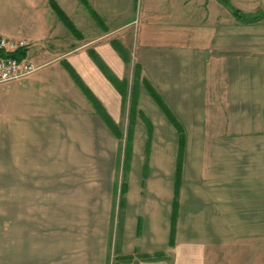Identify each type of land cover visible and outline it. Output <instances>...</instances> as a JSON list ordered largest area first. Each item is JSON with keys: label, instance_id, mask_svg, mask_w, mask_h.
Instances as JSON below:
<instances>
[{"label": "crops", "instance_id": "obj_1", "mask_svg": "<svg viewBox=\"0 0 264 264\" xmlns=\"http://www.w3.org/2000/svg\"><path fill=\"white\" fill-rule=\"evenodd\" d=\"M53 1L72 27L56 17ZM12 3L14 28H2L0 35L25 40L28 46L22 51L37 70L0 84V184L31 187L27 182L31 171H52L47 165H54L53 156L68 153L63 149L71 144L79 153L88 140H98L99 147L103 137L117 139L68 68L75 70L116 122L123 97L92 54L117 77L125 76L126 63L113 43L121 21V31L132 36V56L141 67V77L186 132L178 236L183 218H189L191 237L176 244L172 264H230L231 252L236 251L241 252V264H264V242L256 241L264 236V17L244 21L233 12L237 9L249 17L261 0ZM91 12L99 19L82 17ZM87 28H93L94 34L88 35ZM138 92V108L145 112L146 106L153 107L159 113L157 121L168 122L144 84ZM174 133V179L163 183L171 187L179 153L176 129ZM165 188L159 192L166 196L161 199L164 204L159 201L161 206L153 208L157 214L153 234H160L162 241L169 232L173 199ZM131 203L129 196L128 216ZM237 219L244 241L234 245L229 236L231 220ZM162 245L153 246L163 249ZM137 246L145 251L142 241ZM129 252L123 248V253Z\"/></svg>", "mask_w": 264, "mask_h": 264}, {"label": "rangeland", "instance_id": "obj_2", "mask_svg": "<svg viewBox=\"0 0 264 264\" xmlns=\"http://www.w3.org/2000/svg\"><path fill=\"white\" fill-rule=\"evenodd\" d=\"M12 1L0 0V29L14 28ZM53 2L56 17L64 22L68 16ZM5 13L10 18H2ZM91 13L82 17L99 19ZM250 16L264 17V0ZM118 24L116 43L130 60L124 61L125 76L117 77L123 84L124 95L119 93L124 103L115 125L122 138L103 137L99 147L98 140H88L90 144L80 147L79 153L71 144L70 149H63L68 153L53 156L54 165H47L52 171H31L32 178L27 181L33 184L31 187L0 184V264H141L163 259L172 264L176 244L190 241L189 218H183L178 236L180 204L175 190L180 192L183 171L178 179L176 174L175 186L163 184L174 179L171 161L176 128L168 117V122L157 121L159 113L153 107L146 106L145 112L138 108L137 96L143 81L141 76L138 80L134 77L137 64L132 56V36L121 31V21ZM87 32L92 35L94 29L87 28ZM134 104L137 106L133 110ZM83 150L86 154L81 153ZM184 151L179 144L178 167L182 168ZM162 185L173 198L169 232L163 241L160 234H153L157 229L154 205L161 206V199L166 197L160 196L159 192L167 191ZM129 196L134 200L131 216L127 214ZM173 217L176 231L171 242ZM239 230L241 220H231L230 243L244 241ZM261 237L256 241L264 242ZM141 241L145 251L137 246ZM161 243L165 244L163 249L153 246L161 247ZM123 248L130 252L123 253ZM230 264H241V252H231Z\"/></svg>", "mask_w": 264, "mask_h": 264}, {"label": "trees", "instance_id": "obj_3", "mask_svg": "<svg viewBox=\"0 0 264 264\" xmlns=\"http://www.w3.org/2000/svg\"><path fill=\"white\" fill-rule=\"evenodd\" d=\"M58 11V10H57ZM234 14L246 21V20H256L258 18V16L256 17H248L245 16L241 11L234 9ZM93 15H96L95 12H93ZM65 23L72 27V24L69 22V20L67 18H64ZM115 48L117 49V51L121 54L122 58L124 61L128 62L130 61L128 59V57H126V55L123 54L124 50L116 43L113 42ZM24 51H22V49L13 52V53H6L3 50L0 49V58L3 57H16V58H22L24 57ZM94 60L96 61V63L98 64V66L101 68V70L103 71V73L107 76V78L115 85V87L118 89V91L124 95V91L122 88V82L120 81L119 78H117V76L105 65V63L101 60V58L96 55V54H92ZM72 78L74 79V81L76 82V84L81 88V90L85 93V95L88 97V99L93 103V105L95 106V108L97 109V111L99 112V114L101 115V117L103 118V120L105 121V123L108 125V127L112 130V132L114 133V135L117 138H122L121 134L119 133L115 122L111 119V117L107 114V112L105 111L104 107L101 105V103L97 100V98L91 93V91L85 86V84L83 83L82 79L79 77V75L75 72V70L73 68H71L69 66L68 68ZM141 76V67L137 64L135 67V80H138ZM143 84L148 88V90L150 91V93L152 94L153 98L155 99V101L158 103V105L160 106V108L164 111V113L167 115L168 119L171 121V123L175 126V128L177 129V131L179 132V144H180V148L181 150H183L186 146V132H185V128L183 127V125L176 119V117L174 116V114L172 113V111L169 109V107L163 102L162 98L159 96V94L152 89V87L149 85V83L147 82V80L145 78H142ZM135 99V96H134ZM136 102V101H135ZM136 104H134L133 106V110L136 109ZM135 107V108H134ZM134 123L133 121H131V126H133ZM132 137V129H131V133L129 134V140ZM129 148V147H128ZM131 148V147H130ZM131 151V150H130ZM177 179L180 178V175L182 173L181 170V165L178 167L177 169ZM180 180V179H179ZM175 199L178 200L179 197V192H178V188H176L175 190ZM175 200V201H176ZM177 202V201H176ZM176 205V203H175ZM174 216V215H173ZM175 231H176V224H175V220L173 217V223H172V229H171V242L174 241V237H175ZM173 240V241H172Z\"/></svg>", "mask_w": 264, "mask_h": 264}, {"label": "built area", "instance_id": "obj_4", "mask_svg": "<svg viewBox=\"0 0 264 264\" xmlns=\"http://www.w3.org/2000/svg\"><path fill=\"white\" fill-rule=\"evenodd\" d=\"M28 46L25 40L14 39L0 35V49L6 53H13ZM37 70L36 64L29 57L0 58V84L22 79Z\"/></svg>", "mask_w": 264, "mask_h": 264}]
</instances>
